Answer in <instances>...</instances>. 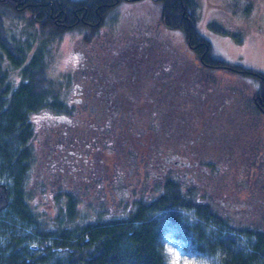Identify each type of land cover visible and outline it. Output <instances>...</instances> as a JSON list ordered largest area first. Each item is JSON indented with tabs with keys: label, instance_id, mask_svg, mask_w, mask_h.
I'll use <instances>...</instances> for the list:
<instances>
[{
	"label": "trees",
	"instance_id": "obj_1",
	"mask_svg": "<svg viewBox=\"0 0 264 264\" xmlns=\"http://www.w3.org/2000/svg\"><path fill=\"white\" fill-rule=\"evenodd\" d=\"M120 1L0 0V213L8 210L22 229L30 231L26 237L9 235L4 246L0 245V264H170L162 241L164 228L153 217L156 209L141 206L130 217L101 216L99 221L80 224L78 200L71 195L67 194L65 203L52 197L57 210L52 222L44 219L37 203L33 204L38 192L47 196L49 191L42 183V189L36 184L33 189L32 185L30 169L34 160L29 153L36 129L31 112L45 107L61 109L63 103L48 74L46 49L42 44L45 40L57 41L76 27L85 29L75 46L87 52V59L80 61L73 73L87 82L84 143L103 142L106 146L113 142L108 134L103 135L102 127L106 132L115 130L118 136H155L165 150L176 149L177 143L188 142L192 137L188 132L192 119H204V101L225 98L214 84L215 72L221 69L255 77L258 86L250 96L240 91L228 98H262L259 108L264 111V73L214 55L210 41L197 28L196 0H157L162 5L159 24L183 30L193 58L175 50L165 37H159L163 36L162 32L154 36L143 26L132 27V33L119 31V27L114 31L104 28L108 34L103 33L106 17ZM15 17L34 27L33 40L23 44L22 39L9 34L5 19L16 20ZM212 26L222 30L216 23ZM101 37L108 43H99ZM194 57L197 65H193ZM102 58L108 61L109 70ZM98 61L101 64L97 66ZM10 64L20 71L16 84L9 76ZM211 92L218 94L212 96ZM241 136V150L232 143L241 137L232 134L228 138L233 139L230 142L233 154L244 161L243 154L248 156L250 148L246 142L248 136ZM216 151L219 152L213 148L208 153L214 157ZM250 155L257 156L254 152ZM242 165L237 167L241 175L237 183L248 182L246 175H242L246 164ZM255 165L258 170L262 168L264 175V150L260 151ZM208 168L212 175H219L223 166ZM260 180L254 181L251 190L257 201L246 200L240 211L234 209V214L204 205L198 188L183 190L175 185L169 189V195L163 193L164 206L195 210L200 218L225 229L214 235L201 222L185 224L186 230L180 234L181 246L186 253H206L207 257L204 261L196 256L200 260L194 264H264V180ZM113 181V187L125 185L121 178ZM84 206H87L85 202ZM171 217L181 225L185 222L181 212L172 213ZM241 231L250 235L247 247L238 239ZM2 232L0 238L5 233Z\"/></svg>",
	"mask_w": 264,
	"mask_h": 264
},
{
	"label": "flooded vegetation",
	"instance_id": "obj_2",
	"mask_svg": "<svg viewBox=\"0 0 264 264\" xmlns=\"http://www.w3.org/2000/svg\"><path fill=\"white\" fill-rule=\"evenodd\" d=\"M98 39L104 45L108 43L103 37ZM74 52L79 57L77 66L80 61L87 59V52L75 48ZM101 61L105 62L109 70L108 61L105 58ZM99 64L101 63L98 61L97 66ZM86 84L82 79L80 83H74L79 96L60 98L63 102L61 109H39L44 111L42 127L39 129L42 132L34 130V139L43 148L37 153L33 139L29 155L33 157V164L37 165V177H42V180L37 181L35 178L33 189L36 185L42 189V183L49 191L46 194L51 201L54 197L61 198L65 203L68 201L67 194L71 195V198L78 200V214L82 213L85 202L86 208L99 216L95 221H99L100 216L106 219L130 217L141 206L156 209L153 210V217L156 221H163L157 212L178 210L174 205L163 204V193L168 192L169 195V189L175 185L183 190L198 188V193L202 196V200H199L206 206L222 208L225 213L233 214L234 209L241 210L243 206L238 204V200H234L241 196L233 192L234 184L239 188L238 192L242 189L236 182L241 180V175L237 169L232 171L228 167L241 165L242 159L233 154L232 143L239 145L241 150V135L251 133L246 138L249 148L253 143L254 149L261 143L264 145L262 137L251 138L256 129L263 131L264 135V111L259 108L262 98H209L212 100L203 103L206 109L202 113L204 119L193 118L191 121L188 132L192 137L188 142L177 143L176 149L165 152L163 143L149 142L148 135L141 138L136 136L133 143L132 134L118 136L115 130L106 132L102 127L101 131L105 133L103 135L108 134L113 142L106 146L103 142L84 143V106L89 100L84 98ZM94 134L97 138L98 134ZM213 134L221 138L220 143L214 142ZM232 134L240 135L241 138L232 142L233 139L228 138ZM213 148L218 149L221 154L216 151L212 157L208 152ZM210 165L223 166L222 173L212 175L208 168ZM31 170L32 167L30 172ZM117 178L125 183L123 188L113 187V180ZM85 191H88L86 195ZM38 193L42 195L41 192ZM256 198L258 197L252 192L248 197H241L245 203L246 200L257 201ZM51 204L56 215V207L53 202Z\"/></svg>",
	"mask_w": 264,
	"mask_h": 264
},
{
	"label": "rangeland",
	"instance_id": "obj_3",
	"mask_svg": "<svg viewBox=\"0 0 264 264\" xmlns=\"http://www.w3.org/2000/svg\"><path fill=\"white\" fill-rule=\"evenodd\" d=\"M196 1L197 28L201 34L210 41L214 55L220 56L232 63H238L244 67L256 69L264 73V0ZM161 12L162 5L161 2L157 0H122L108 14L101 31L108 34L106 29H111L114 31L115 29L118 30L117 27H119V31L130 30L132 33V27L143 26L154 36L155 34L158 36V33L160 35L162 32L163 36L160 35L159 37H165L171 43V45L177 48L175 50H178L182 53L185 52L187 55L193 58V55L190 53V49L187 47L185 32L179 28H166L159 24ZM26 16L28 17V15ZM18 19L19 18L16 20ZM16 20H14V18L5 19L9 34L12 37L22 39L23 44L33 40L35 33L34 27L31 26L26 20L23 21L21 18V21L18 20L17 22ZM213 23L221 26L222 30L213 27ZM84 33L85 29L83 26L76 27L66 31L63 37L57 41H52L49 43V40H45L44 43L42 42V44H44V48L46 49L48 74L52 78L56 88L60 91V94L63 98H76L79 96L77 89L73 87L74 83H80V78L78 79L76 75H73V73H75L74 70L76 69L77 61L79 59V57L74 52V48L83 51L82 48H76L75 45H77L76 42H78L83 37ZM102 35L103 37L105 36L104 34ZM137 35L138 38H141V35L138 33V31ZM166 39H163V41L165 42ZM99 43H102V41L99 40ZM117 44L118 43L116 42V45ZM35 45L36 43L34 42V46ZM195 64L197 65V60L194 57L193 65ZM9 69L11 82L16 84V82L20 80V71L12 64L9 65ZM215 75L217 81L214 82V84H216L217 88L219 89L221 97H232V95H234L236 92L238 94L240 91L250 96L258 86L257 79L249 74L233 73L221 69L215 72ZM229 85L233 87H230ZM234 89L236 90L234 91ZM210 94L213 96L214 94L217 95L218 93L211 92ZM43 114V110L31 112V119L37 131H41L39 129L42 127ZM42 129L44 130V126ZM262 132L261 130L256 129V131L253 133L254 135H252L251 138H253V136L256 138L260 136L264 139ZM250 135L251 133L247 136ZM136 136H140L137 138H141V135H134L131 140L133 143L135 142L134 138ZM212 136V139L215 143H220L221 138H219L218 135L213 134ZM237 137H240V135H237ZM149 142H157L155 140V136L150 137ZM34 143L37 148V153L39 150L41 152L43 147L39 146L37 139H34ZM32 145L33 141L30 148ZM254 148L255 146L252 145V147L249 149V155L250 153L254 152L257 154V156L253 155L252 157H249V155H244V161H241V165L243 164L242 166L246 164V170H244L245 172H243L242 175H246L245 178L248 182H241L237 184L242 186V189L239 192V188H237L235 184L233 185L234 194H240L241 197H244L245 195H247V197L249 196L250 192H252L251 190L254 188V181H256L258 178H261L260 181H262V179L264 180V175L261 174L262 168L258 170L255 165V161L260 158V151L264 150V145L261 143V145H258L257 149ZM164 151L166 152L167 150L164 149ZM241 165L239 164L237 167ZM237 167H228V170L233 171L234 169H237ZM36 168L37 165L34 163L31 170V178L33 181L35 178L37 181L42 180V177H37L38 175ZM37 196L38 199L33 200V204L35 205V203H37V207L42 212H44V219H48V221L52 222L55 211V209L52 208V201L48 196L41 194H38ZM241 197L234 200H238V204L240 206H245V202H242ZM170 212H181L185 217L184 220L186 223L183 222L182 225L179 224L176 220H174V217H171ZM157 214L163 219V221H161V225L164 228L162 241L166 245L165 252L169 255L170 264H194V262L200 260L196 258V256H199V258H202L204 261L207 260L206 253L199 254L195 251L186 253L184 248L181 246L183 237H181L182 235L180 234H183V232L186 230L185 224H198L201 222L200 225L204 226L214 235L219 234L221 232L220 229L225 231L223 227L213 224L207 219L200 218L195 210L182 211L173 209L169 211H160L157 212ZM98 217V215L90 213V210L87 208H82V213L79 214V218L77 220L80 224H83L89 221H95ZM235 218H237V216ZM16 220V217L9 213L8 210L2 211L0 213V232H5H2L3 234L0 238L1 247L4 246V241L8 239L9 235L12 236L13 233L15 235L24 237L29 235L28 233H30V231L28 229H22ZM237 236L243 246H249L250 235L248 233L241 231Z\"/></svg>",
	"mask_w": 264,
	"mask_h": 264
}]
</instances>
